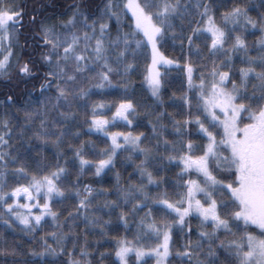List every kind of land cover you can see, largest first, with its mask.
Here are the masks:
<instances>
[{
	"label": "snow or ice",
	"instance_id": "obj_1",
	"mask_svg": "<svg viewBox=\"0 0 264 264\" xmlns=\"http://www.w3.org/2000/svg\"><path fill=\"white\" fill-rule=\"evenodd\" d=\"M102 3L0 0V264H264V0Z\"/></svg>",
	"mask_w": 264,
	"mask_h": 264
},
{
	"label": "trees",
	"instance_id": "obj_2",
	"mask_svg": "<svg viewBox=\"0 0 264 264\" xmlns=\"http://www.w3.org/2000/svg\"><path fill=\"white\" fill-rule=\"evenodd\" d=\"M22 2L25 5H27L29 8H31V6L35 3V0H22ZM44 2L45 3H51L52 0H44ZM246 2L249 3L250 5H252L253 7H255V6H257L259 4V0H246ZM55 3L57 5L55 11L57 13H59L60 11L65 10L66 5L71 4L72 0H55ZM94 3L95 4H99L101 8L103 7L102 0H94ZM227 6L231 7V3H228ZM222 11H224V8L220 9V12H222ZM217 15L219 17V13H217ZM250 15L255 17L257 15V13H256V11H253V12L250 13ZM25 22H26V27H27V17L25 18ZM258 35H259V33H257L256 36H249L248 37L249 41L250 42L254 41ZM23 41H24V36L21 37L20 43L23 44ZM16 51H17V53H19V47H17ZM166 54L175 55V54H178V50H177L176 53H173L171 51V49H169V50H167ZM139 65H140V67L131 76V79H132V81L135 84L136 92L138 94L142 93L143 95L146 96L147 93L144 92L143 89L141 88L142 72H143V65H144V60L143 59H141L139 61ZM15 68H16L15 57H13V67L10 70L13 73L12 81H11V83H5L3 81H0V93H2L3 91H7L10 88H13V85H15L13 91L15 92V94L17 96L23 98L26 95L25 88L27 87V89L30 90L32 88V83L29 82L26 86L23 83H18L19 77L15 75ZM161 71L162 72L166 71L168 73V76L166 77V79L170 82L169 86L167 87V89H166V91L164 93L165 100L168 99V97L171 95L172 92H176L177 95H179L180 94L179 93V88H180V85H181V80H182L183 74L178 69H176L175 67L170 68V69L162 68ZM0 98H2V96H0ZM101 98H103V99H105L107 101H112V100L119 99V95L117 94V95H106L104 97H100V96H94L93 97L94 100H99ZM169 111H172V109H169ZM110 130L111 131H123V130H126V129L124 128V125L122 123H117V125L112 127ZM92 139H97V136L93 135ZM101 139H102V137H101ZM100 146L103 147L102 144ZM46 155H50V153L46 152ZM118 168H119V165H118ZM120 170L123 172V169H120ZM175 171H178V169H176ZM111 175L112 174L110 173L109 176H111ZM168 175H169V177H172V176H174V172H170V173H168ZM84 180H85L86 183H92L94 186H99V185L96 184V178H93L90 175L86 176L84 178ZM196 223H197L196 221H193V227L194 228L196 226ZM46 230H47V226H46ZM134 231H135V229L133 227V231L128 233V238L129 239L132 238V235H133ZM119 234L123 235L124 234V230L121 229ZM19 239H20V234L18 232L17 233H12L10 231L4 230L3 227L0 226V247L5 246V244H7V246H11L14 240L18 241ZM174 239H176L175 247H179V245L181 243H183V240L180 239V238L174 237ZM148 243L152 244V243H154V241L153 240H149ZM31 246L34 247L36 245H35V243H33ZM27 247H29V245L26 244L25 248H27ZM110 247H111L110 244H106L105 245V249H110ZM105 249H101V250L103 251ZM133 261H134V258H133ZM153 263H154V259L149 260V262H148V264H153ZM173 264H178V262L177 261H173Z\"/></svg>",
	"mask_w": 264,
	"mask_h": 264
},
{
	"label": "rangeland",
	"instance_id": "obj_3",
	"mask_svg": "<svg viewBox=\"0 0 264 264\" xmlns=\"http://www.w3.org/2000/svg\"><path fill=\"white\" fill-rule=\"evenodd\" d=\"M153 264H155V260H154V263Z\"/></svg>",
	"mask_w": 264,
	"mask_h": 264
}]
</instances>
